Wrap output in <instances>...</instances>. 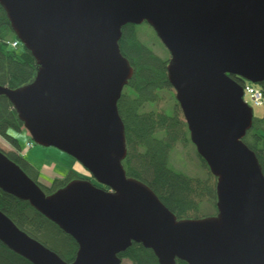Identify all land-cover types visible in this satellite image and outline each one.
<instances>
[{"label": "water", "instance_id": "95a60500", "mask_svg": "<svg viewBox=\"0 0 264 264\" xmlns=\"http://www.w3.org/2000/svg\"><path fill=\"white\" fill-rule=\"evenodd\" d=\"M34 56V79L0 85L35 143L81 162L101 187L73 178L47 194L0 149V189L29 202L78 243L67 262L0 209V240L32 264H122L133 243L160 264H264V171L244 137L254 120L244 81H264V0H0ZM146 22L169 50L190 140L216 177L217 212L179 218L126 174L118 104L135 70L122 27Z\"/></svg>", "mask_w": 264, "mask_h": 264}, {"label": "trees", "instance_id": "16d2710c", "mask_svg": "<svg viewBox=\"0 0 264 264\" xmlns=\"http://www.w3.org/2000/svg\"><path fill=\"white\" fill-rule=\"evenodd\" d=\"M122 28L120 49L123 55L130 59L135 70L127 85L130 90L123 89L118 101L119 113L125 123L127 157L123 160V166L126 174L150 186L178 219L205 217L197 215L201 210L202 197L209 196L213 203V199L216 198L214 190L216 185H208L202 179L175 170L170 164L175 146L179 142H185L190 134L178 102L169 109L170 112L166 109L141 112L145 105L152 106L160 102V92L171 90L166 68L169 58L158 56L153 48L146 45L137 36L136 25L127 24ZM15 39L16 35L7 13L0 4V85L4 84L11 88L21 87L32 81L38 68L34 56L23 44L19 47H11L8 44ZM20 47H23L22 50ZM230 76L241 85L244 84L240 77ZM259 85L264 96V81ZM11 129L22 130L23 123L8 97L0 95V137L14 147L12 151L3 150L7 156L17 162L47 194L75 178V172L70 170L66 177L60 180L54 177L49 186L39 181L40 171L36 170L20 152L18 139L9 133ZM243 139L247 146L255 151L264 171V117H254L253 125ZM198 156L203 165L207 166L203 158L199 154ZM0 209L9 215L18 227L56 251L67 262L74 260L78 249L75 239L41 212L36 211L29 202L0 189ZM191 212L194 214L191 215ZM120 256L132 264H160L153 250L146 249L141 243H133ZM0 264L32 263L9 249L0 240ZM176 264L187 262L178 260Z\"/></svg>", "mask_w": 264, "mask_h": 264}, {"label": "rangeland", "instance_id": "374dc122", "mask_svg": "<svg viewBox=\"0 0 264 264\" xmlns=\"http://www.w3.org/2000/svg\"><path fill=\"white\" fill-rule=\"evenodd\" d=\"M137 27V36L148 46L153 48L155 53L162 58H171L169 50L164 46L161 39L157 37L152 26L147 24L146 22L136 25ZM18 40V39H17ZM20 43V41L18 40ZM23 46V45H22ZM23 47H20L22 50ZM237 76V75H236ZM239 77V76H238ZM241 78V77H240ZM242 79V78H241ZM260 84V83H259ZM258 86L261 89V85ZM125 91L130 90L129 86H125ZM176 90L171 88L170 91H162L160 92L159 103L145 105L142 111H163L166 109L170 112V108L178 102L175 98ZM245 97L246 101L250 103L251 107L254 110V117L263 118L264 117V99L263 103L259 106L254 105L250 99L251 96L249 94ZM179 104V103H178ZM182 119V118H181ZM9 133L19 141L20 152L24 155L26 160H29L30 163L35 167L36 170L40 171L38 180L47 186L52 183L55 178H64L68 174L70 170L75 172V178H86L90 179L97 185L102 186L97 182L95 178H93L92 173L86 168L81 162H79L76 158L68 155L64 151L59 148H55L52 146L44 147L40 144H36L33 138H31L28 130L23 128L22 130H14L11 129ZM29 142H32V145H28ZM12 147V148H11ZM0 148L4 151H12L14 147L10 145L7 140H4L0 137ZM198 152L196 151V146L190 140V134L188 135V139L185 142H179L175 149L172 151V155L170 158L171 167L175 170L181 171L184 174H188L196 179H202L203 182L208 183V185H216V177L213 173L210 172L209 166L203 165L200 161ZM200 155V154H199ZM45 186V185H44ZM46 187V186H45ZM215 190V189H214ZM213 203H216V198L213 199ZM210 201L209 196H203L201 200V210L197 213L200 216H211V214L216 213L217 204H213ZM215 205V206H214ZM216 207V208H215ZM191 215L194 212L190 213ZM122 264H132L128 259H123Z\"/></svg>", "mask_w": 264, "mask_h": 264}, {"label": "built area", "instance_id": "2783aa9c", "mask_svg": "<svg viewBox=\"0 0 264 264\" xmlns=\"http://www.w3.org/2000/svg\"><path fill=\"white\" fill-rule=\"evenodd\" d=\"M9 44H11L13 47H19L21 45V43L18 42V40H12L11 42H8ZM249 94L251 96V101L255 104V105H260L263 103V92L262 89H260L258 86L254 85V84H247V86L245 87V95ZM28 145H32V142H29Z\"/></svg>", "mask_w": 264, "mask_h": 264}, {"label": "bare ground", "instance_id": "6f19581e", "mask_svg": "<svg viewBox=\"0 0 264 264\" xmlns=\"http://www.w3.org/2000/svg\"><path fill=\"white\" fill-rule=\"evenodd\" d=\"M242 80H243V79H242ZM243 81H244V80H243ZM247 84H251V82H250V81H248V80H247V81H244V84H242V86H245V87H246V86H247Z\"/></svg>", "mask_w": 264, "mask_h": 264}, {"label": "crops", "instance_id": "0c3cea01", "mask_svg": "<svg viewBox=\"0 0 264 264\" xmlns=\"http://www.w3.org/2000/svg\"><path fill=\"white\" fill-rule=\"evenodd\" d=\"M8 142V141H7ZM9 143V142H8ZM10 144V143H9ZM11 145V144H10ZM12 148V147H11ZM4 150V149H3ZM5 150H7V149H5ZM13 150V149H12Z\"/></svg>", "mask_w": 264, "mask_h": 264}]
</instances>
